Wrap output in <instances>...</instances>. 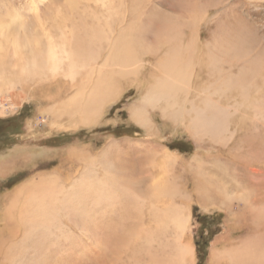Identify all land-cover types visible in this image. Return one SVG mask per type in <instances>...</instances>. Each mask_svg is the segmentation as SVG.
<instances>
[{
  "label": "bare ground",
  "instance_id": "bare-ground-1",
  "mask_svg": "<svg viewBox=\"0 0 264 264\" xmlns=\"http://www.w3.org/2000/svg\"><path fill=\"white\" fill-rule=\"evenodd\" d=\"M84 1L79 6L76 0H65L68 9L82 8L86 20L81 27L58 20L61 18L57 11L59 7L55 9L56 13L48 12L43 18L40 17L38 26L25 30L18 28L13 36H7L9 31L0 27V97L7 101V111H13L19 105L21 93L17 88L21 89L28 81L63 75L69 79L71 93L55 106L50 124H57L55 117L62 114H66L71 123L74 119L76 123H88L103 111L106 104L120 95L121 84L117 78L134 79L143 63L144 54H147L154 58L149 71L151 83L141 96V101L132 103L129 111L131 118L139 124L144 126L148 123L145 115L147 106L159 110L163 116L184 115L187 112L193 134L210 136L226 144L229 136L226 135L228 126L224 112L231 109L235 112H261L260 116L264 119V104L260 98L264 93V0H213L205 9L200 0ZM150 12H162L165 16L157 22L148 19L149 24L146 25L141 18ZM66 16L71 17L69 14ZM204 25L208 38L202 41L200 36ZM257 35L261 40L257 39ZM103 51V61L98 63ZM7 62L11 65H7ZM214 93L221 95L219 97L229 95L227 106L214 101L211 97ZM0 104L1 114L4 103L0 101ZM69 153L72 157L73 153ZM170 155L174 156V153ZM170 158L167 156L163 160L168 164ZM248 166L251 173L254 168L251 163ZM123 168L125 174L118 170L107 179L93 181L84 178V181L73 183L68 197L61 202L63 183L59 184L61 181L58 183L54 177L51 178L55 180L41 177L17 188L8 207H16L15 212L7 210L4 223L10 230V237L19 243L17 247L26 251L23 255L13 251L12 244H4L10 238L0 237V262L21 263L25 254L29 253L35 258H31L34 264H92L94 260L93 264H96L107 261L106 250L118 236L117 229L121 234L126 231L132 233L129 218H134L135 213L143 210L134 204L135 201L130 202L138 194L140 181L138 183L132 178V171L125 164ZM162 178L155 179L150 190L147 189L145 194L148 197L155 199L177 193L171 182H164ZM197 189L199 200L205 207L219 204L227 205L231 210L232 202L240 200L242 205L238 206L236 213L232 212L234 221L239 222H234L235 225L243 224L252 229V234L259 235L252 240H242L239 246L234 244L222 249L214 246L210 264H264V233L259 234L264 232V190L253 192L254 197L246 200L240 191L229 188L217 179L206 178V174L198 178ZM16 199L20 203L15 206L13 202ZM58 202L60 204L57 205ZM169 203L149 206L151 225L157 224L159 237L135 234L136 237L130 239L133 244L128 246L132 250L124 251L127 258L138 255L136 246L152 257L155 242L163 258L153 254L154 258L148 257L146 264L194 263L195 249L184 238L189 226V211L176 206L172 208ZM51 204L57 208V213L69 208L70 221L76 228L74 233L61 234L59 231L63 223H55V236L45 234L52 220L45 222L43 218L42 224H46V228H43L42 235L29 231L42 226L40 218ZM55 214L53 212L51 215ZM118 219L123 222L117 224ZM172 229L174 235L171 238L162 236ZM223 238L232 243L231 238Z\"/></svg>",
  "mask_w": 264,
  "mask_h": 264
},
{
  "label": "rangeland",
  "instance_id": "rangeland-1",
  "mask_svg": "<svg viewBox=\"0 0 264 264\" xmlns=\"http://www.w3.org/2000/svg\"><path fill=\"white\" fill-rule=\"evenodd\" d=\"M211 1L213 0H200V4L205 9ZM84 2V0H76L79 6H82ZM76 7L78 6L76 5ZM37 8H40L39 11ZM50 9L52 10L50 11ZM55 9L60 14L61 18H58L60 21H65L69 25L74 23L76 27H81L85 23L86 18L82 15V8L73 9L71 7L68 9L65 0H0V27H3L6 32L9 31L5 34L10 37L18 28L25 30L27 27L38 26L41 23V18L48 12L56 13ZM9 14L10 16H8ZM67 14L71 17L68 18ZM147 14L141 18L147 23L146 25L149 24V20L157 22L161 20L162 16H165L162 12ZM210 14H213V10L210 11ZM202 30L200 39L203 41L208 38L206 25L202 26ZM150 38L152 39V34ZM257 39L261 40L259 37ZM104 55L105 51L102 52L98 63L103 61ZM143 57V63L134 79L131 77L117 78L121 84L120 95L116 100L106 104L103 111L91 119L92 122L90 120L88 123L80 124L76 123V119H74L71 123L66 114L60 116L56 113L58 115V118L55 117L57 124H50L51 115H53L51 112H54L55 106L57 107L58 103L71 93L69 79L63 75L49 77L51 80L44 79L40 80L41 82L38 79L33 80L34 82L28 81L21 89L17 88L18 92L21 94L25 92V94L19 95L21 100L13 111H7L8 103L3 101V97H0V101L4 103V112L0 114V237L10 238L5 240L4 244L6 242L7 245L12 244L13 251H18L22 255L26 251L17 247L19 243L10 237V230L4 223L7 219V210L15 212L16 207H8L14 199L13 195L17 188L41 177V179L54 177L58 183L61 181L59 184L63 183L59 199L61 202L68 197V190L73 183L84 181V178L93 181L107 179L112 174L118 173V170L124 171L123 164L131 169L132 178H135L137 182L140 181L139 185L136 184L137 188L141 189H137V199L134 198L130 202L135 201L134 204L139 205L143 210L141 209V212L136 210L139 213H135L134 218H129L132 221L130 223L133 227L132 233L126 231L121 234V231L117 229L118 236L106 250L107 261L102 260L96 264H146V261L149 258H154V255L157 258H163L155 242L152 247V252H154L152 257H149L144 249L139 250L138 246L135 247L138 251L135 258L133 256L127 258L124 251L132 250L128 246L133 244L131 240L136 237L135 234L145 233V235L159 237L158 226L153 223L151 225L148 209L150 205H167L163 204L164 202H170L172 208L176 206L183 211H189V226L186 230L187 234L184 232V238L195 249L193 264H210L211 251L214 246L219 249L230 248L234 244L239 246L242 240H252L255 236H259L252 234V229L242 226L243 224L235 225L234 222L238 221H234L232 214L236 213L238 206L242 205L240 200L236 199L232 202L231 210H228L227 205L211 204L205 207L201 204L198 197L197 181L203 174H206V178L217 179L226 183L229 188L240 191L239 193H242L246 200L253 198L254 193L264 190V165H262L264 163V119L260 116L261 112L254 113L253 111L251 113L249 111L251 113L249 114L247 110L235 112L232 109L228 110L229 112H224L225 122L228 126L226 135L229 136L227 140L229 142L226 144L218 142L210 136L193 134L190 116L187 112H184V115L163 116L159 110L147 106L145 115L149 124L143 126L133 120L129 112L131 104L134 102L138 104L141 101V96L151 83L149 71L154 58L147 54H144ZM8 63L11 65L10 62L6 64L8 65ZM4 94L6 95L5 91ZM219 96L221 95L214 93L211 97L214 101H219L227 106L226 101L230 96ZM216 97L218 98L216 99ZM188 98L192 97L188 96ZM260 98L264 104V93ZM153 145L155 146L153 147ZM69 152L73 153L72 157ZM171 153H174V156H171ZM167 156L171 157L168 164L163 160ZM199 163L200 165H198ZM250 163L254 168L251 173L248 169ZM123 173L125 174V171ZM160 177H163L164 182H171L177 193L169 197L158 196L160 199L158 197L152 199L146 195L147 189L149 191L153 181ZM54 178L51 179L55 180ZM18 202L20 203L19 199H16L13 205L16 206ZM56 210L57 208L55 209L51 204L45 208V214L40 218V226L43 219L45 222L47 219L52 220L45 234L55 236L54 233H57L55 223H63L61 225L63 228L59 231L61 234L74 233L76 228L70 221L72 217L69 214V208L58 209L59 213ZM53 212L56 213L55 216L51 215ZM121 222L123 221L117 220V224ZM204 223L206 225L219 223V232L210 235L206 225H203ZM45 225L43 223L41 229L33 231L31 228L29 231L34 235H42L46 228ZM172 230L162 236L171 238L174 235V230ZM223 236L231 238L232 243H228ZM197 241L200 242L199 247ZM120 250L122 251L119 252ZM25 255L26 257L22 258L21 263L15 262V264H34L32 260L35 258L30 253ZM98 258L100 259L99 256ZM3 262L0 264H9ZM223 263L226 264V262Z\"/></svg>",
  "mask_w": 264,
  "mask_h": 264
},
{
  "label": "trees",
  "instance_id": "trees-1",
  "mask_svg": "<svg viewBox=\"0 0 264 264\" xmlns=\"http://www.w3.org/2000/svg\"><path fill=\"white\" fill-rule=\"evenodd\" d=\"M203 225H206V223H204ZM207 227V231L209 232L210 235H214L215 233L219 232V227L220 224L219 223H213L212 225H206ZM199 242V241H197ZM198 247L200 246V242L197 243ZM200 250V249H199Z\"/></svg>",
  "mask_w": 264,
  "mask_h": 264
}]
</instances>
